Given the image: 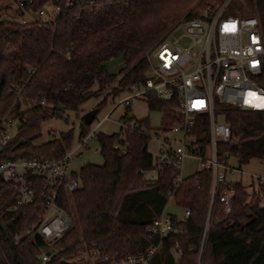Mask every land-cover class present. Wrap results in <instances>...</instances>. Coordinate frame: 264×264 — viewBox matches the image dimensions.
Returning a JSON list of instances; mask_svg holds the SVG:
<instances>
[{
  "label": "trees",
  "instance_id": "1",
  "mask_svg": "<svg viewBox=\"0 0 264 264\" xmlns=\"http://www.w3.org/2000/svg\"><path fill=\"white\" fill-rule=\"evenodd\" d=\"M226 0H33L30 12L49 7L50 18L22 22L0 16V118H18L21 127L0 150V161L21 158H60L73 146L74 130L37 143L43 122L79 111L92 96L112 88L114 96L145 82L149 54L183 20L198 17ZM231 3V1H230ZM242 3V2H241ZM240 3V4H241ZM264 28V0H249L248 6ZM60 8V11L56 10ZM51 8V9H50ZM241 15V14H238ZM122 57V75L111 73L107 63ZM44 101V103H42ZM150 109L164 112V126L178 121L175 104L147 96ZM106 99L98 104L100 109ZM222 118L233 137L219 148L221 160L236 155L240 162L264 160V110L240 108L217 100ZM96 118V117H95ZM136 130L98 134L104 162H89L73 173L80 187L62 194V205L72 226L62 237L65 249L46 264H63L75 258L85 242L97 244L109 254H139L144 245L158 242L148 229L155 215L169 202L175 171L153 170L149 118L125 116ZM93 123V122H92ZM82 117L80 138L91 130ZM209 128V118H198L196 133ZM125 136L128 152L114 148ZM212 173L200 170L185 177L175 194L177 206L191 215L183 231L168 234L150 264H264V206L260 192H250L236 182L232 210L225 211L217 197L212 203ZM38 197L18 205L14 184L0 175V264H44L40 253L48 244L28 232L42 214L44 197L37 178ZM264 192V183L260 184ZM77 216V223L73 214ZM208 226V229H207ZM179 250L182 254H179Z\"/></svg>",
  "mask_w": 264,
  "mask_h": 264
},
{
  "label": "built area",
  "instance_id": "2",
  "mask_svg": "<svg viewBox=\"0 0 264 264\" xmlns=\"http://www.w3.org/2000/svg\"><path fill=\"white\" fill-rule=\"evenodd\" d=\"M230 1L210 6L200 16L183 20L175 27L149 54L145 82L134 85L120 102L131 105L135 98H147L153 93L160 100L175 104L178 121L162 127L166 133L164 136L150 135L151 139L158 141L153 170L169 167L175 171L169 202L176 204L177 189L188 176L184 173L186 160H197V171L212 173L211 206L218 197L227 212L232 210L236 182L229 180L232 168L228 160H221L219 148L229 142L233 134L227 121L218 122L223 115L219 113L217 100L240 108L264 110V28L258 16L225 15ZM16 2L15 6L7 8L9 19L33 20V12L28 8L33 0ZM68 4L73 5V0H68ZM56 10L60 11V8L56 7ZM48 11L47 8L40 9L36 20L50 18ZM46 14L48 18L43 19ZM179 29L185 31L183 39H175L172 35ZM202 115L208 116L209 128L197 134L198 118ZM108 118L109 114H106L93 130L60 158L0 161V175L14 184L18 205L34 202L38 197L37 178L42 183V214L28 232L38 235L48 244L39 255L44 264L65 249L61 239L72 226V218L61 202L64 192L73 193L80 187L79 180L71 174L74 158L89 148V138L96 136L98 139L96 131ZM19 125V119L10 115L0 118V150L15 135ZM123 128L133 131L138 128V123L132 121L124 124ZM124 138L123 135L114 144L122 154L129 148V144L123 142ZM183 210L181 216L170 214L166 205L161 213L155 215L148 231L151 236L159 237V241L144 245L139 254H109L97 244L84 242L68 264H150L162 240L168 234L183 231L191 215L189 208ZM179 254L182 251L179 250Z\"/></svg>",
  "mask_w": 264,
  "mask_h": 264
},
{
  "label": "rangeland",
  "instance_id": "3",
  "mask_svg": "<svg viewBox=\"0 0 264 264\" xmlns=\"http://www.w3.org/2000/svg\"><path fill=\"white\" fill-rule=\"evenodd\" d=\"M249 0H231L230 5L228 6L225 15H238L250 16L255 14L251 10V7L248 6ZM242 2V3H241ZM16 0H0V16L2 18H11L7 15V8L16 5ZM241 3V4H240ZM49 10V7L47 8ZM51 9V8H50ZM33 20L39 19L38 12H34L31 15ZM48 18V14L43 16V19ZM173 37L175 39H183L185 37V31L179 29L173 32ZM108 70L111 73L118 74L120 78L122 73V68L124 67V60L122 57H117L111 59L107 63ZM115 84L108 88L107 91L99 95L92 96L79 111H66L64 116H58L55 118H50L49 120L43 122L41 135L35 141L37 143L47 141L53 137L60 135V132L67 131L70 128L74 130V142L75 146L80 138L81 133V123L82 117L85 113L95 109L99 103L106 99V104L100 109L97 113L96 118L94 119L91 130L95 128L97 123L104 118L106 114H109V118L106 119L102 125L97 129L96 134H114L120 133L123 131L124 118L125 116L134 117L136 119L149 118L150 121V130L149 135L154 137V134L157 133L161 136H164L166 133L162 129L164 126V112L162 110L150 109L147 98L139 97L135 98L131 105L125 103H120L121 100L127 95L128 92H122L114 96L112 88ZM218 122H223V118H219ZM17 133V132H16ZM15 133V134H16ZM53 133V134H52ZM87 149H83L82 155H76L74 162L71 166L72 173H80L83 165L89 162L94 163H103V156L100 151V143L97 137H91L88 140ZM149 151L152 153L153 157L158 155V141L155 138H152L148 146ZM228 164L231 166L232 170L228 175L229 180L233 182H242L247 186V189L252 192H260L261 195V204L264 206V192L261 191L260 184L264 183V160L261 158H252L248 163H241L239 157L232 155L228 159ZM198 170V161L188 158L186 160V166L184 168V173L186 175L194 174ZM239 170V171H234ZM157 175L156 170L148 171L145 176L146 178L152 179ZM183 208L177 206L173 201L167 204V212L170 214H176L181 216L183 214ZM73 220L75 224L77 223V216L73 214Z\"/></svg>",
  "mask_w": 264,
  "mask_h": 264
},
{
  "label": "water",
  "instance_id": "4",
  "mask_svg": "<svg viewBox=\"0 0 264 264\" xmlns=\"http://www.w3.org/2000/svg\"><path fill=\"white\" fill-rule=\"evenodd\" d=\"M0 55H1V51H0ZM0 76H1V73H0ZM99 112V109L98 108H95L87 113H85L83 115V119L88 122L89 124H91L95 117L97 116V113ZM19 127H21V124L19 125ZM2 229L4 230V232L6 233L8 239L11 241V244L13 245V241L11 239V236L10 234L8 233V231L5 229V227L0 223ZM63 264H68V261H63ZM73 264H77V263H73Z\"/></svg>",
  "mask_w": 264,
  "mask_h": 264
}]
</instances>
